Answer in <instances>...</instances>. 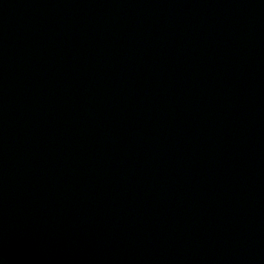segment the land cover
<instances>
[{
  "label": "water",
  "instance_id": "95a60500",
  "mask_svg": "<svg viewBox=\"0 0 264 264\" xmlns=\"http://www.w3.org/2000/svg\"><path fill=\"white\" fill-rule=\"evenodd\" d=\"M0 264H264V0H0Z\"/></svg>",
  "mask_w": 264,
  "mask_h": 264
}]
</instances>
